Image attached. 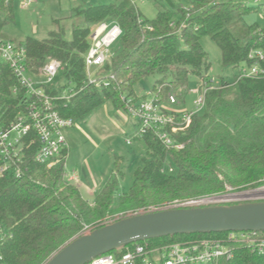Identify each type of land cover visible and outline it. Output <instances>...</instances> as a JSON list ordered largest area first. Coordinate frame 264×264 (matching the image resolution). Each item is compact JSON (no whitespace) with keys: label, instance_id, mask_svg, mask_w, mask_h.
I'll use <instances>...</instances> for the list:
<instances>
[{"label":"trees","instance_id":"1","mask_svg":"<svg viewBox=\"0 0 264 264\" xmlns=\"http://www.w3.org/2000/svg\"><path fill=\"white\" fill-rule=\"evenodd\" d=\"M152 1L156 9L152 20L145 19L130 0L79 6L70 14L78 22L72 26L69 40L58 21L53 22L55 30L46 39H25L26 68L36 72L46 62L58 61L60 73L76 92L69 100L56 101L60 116L73 122L82 120L105 101L125 110L126 99L137 100L133 86L151 76H158L152 91L161 101L169 91L187 90L192 79L206 78L210 69L200 44L204 37L219 48L221 66L233 70L249 63L250 50L259 48L264 40L256 33V24L244 21L259 12L258 7L250 6L254 0H189L187 7L179 0ZM12 10L13 0H0V27L13 19ZM103 23L117 24L121 36L112 57L97 73L113 80L108 87L96 88L86 81L84 56L93 27ZM219 78L223 82L227 77ZM14 84L2 66L0 104L5 108L11 109L15 103L9 95ZM53 94L60 95V89ZM176 138L183 146L177 151L163 147L151 133L138 138L145 156L133 172L128 192L114 196L117 176H122L115 161L116 174L91 202L67 180L66 151L47 169L34 162L36 144L26 150L20 177H0V264H46L81 236L85 226L98 224L110 213H135L223 194L227 188L244 192L264 187V79H234L209 91L203 111ZM165 163L172 167V174L161 172ZM230 205L235 204L223 206ZM224 234L177 235L146 242L161 247ZM259 234L264 237V232ZM131 246L110 254H123ZM217 264H264V255L237 248L231 259Z\"/></svg>","mask_w":264,"mask_h":264},{"label":"built area","instance_id":"2","mask_svg":"<svg viewBox=\"0 0 264 264\" xmlns=\"http://www.w3.org/2000/svg\"><path fill=\"white\" fill-rule=\"evenodd\" d=\"M27 8L32 0H21ZM136 6L145 0H130ZM259 9V17L264 23V0H254ZM107 24V23H103ZM110 29L100 39L90 44L84 56V73L88 84L96 88L108 87L112 76L102 78L97 75L100 68L113 55L112 47L121 36V29L115 23H108ZM102 25V24H101ZM256 33L264 39V27H258ZM248 62L238 66L235 81L243 79H264V40L259 48L251 49ZM5 67L15 80L9 91L15 101L9 109L0 104V177L19 178L24 163L26 150L36 144L34 162L50 169L58 162L63 152H67L64 131L73 127L74 122L60 116L56 101L59 98L69 100L75 95L72 89L67 96L53 94L57 88L52 84L60 72V63L55 60L46 62L36 72L26 68L24 45L8 40H0V68ZM228 81H213L201 78L196 87L190 90L195 96L190 110L179 109L184 101L174 93H168L161 101L153 91L142 99L125 100V112L137 123L135 138H142L151 133L168 150H181L176 136L182 134L190 125L192 117L203 111L205 96L209 91L225 87ZM162 173L172 174L168 165ZM72 184L78 180L74 173L67 174ZM251 190L250 192L259 191ZM249 192V191H247ZM247 192H233L230 188L223 194L206 195L182 201H175L166 206L155 207L153 211L178 208H203L240 204L241 201H264V192L244 196ZM133 214V213H132ZM138 213H134L135 216ZM90 230V228H89ZM88 231V227L82 235ZM85 232V233H84ZM245 248L257 255H264V237L259 232H226L218 238H205L183 243H174L161 247H152L142 241L132 244L123 254H104L94 258L89 264H217L221 260L233 257L234 250Z\"/></svg>","mask_w":264,"mask_h":264},{"label":"rangeland","instance_id":"3","mask_svg":"<svg viewBox=\"0 0 264 264\" xmlns=\"http://www.w3.org/2000/svg\"><path fill=\"white\" fill-rule=\"evenodd\" d=\"M119 1L32 0L31 4L24 8L21 0H13V19L0 27V40H8L15 44L23 45L28 37L38 40L46 39L49 32L55 30L54 21L59 22L64 29L65 38L69 40L71 38V28L78 22L77 18H70L73 9L79 6L116 5ZM179 1L185 7L189 6V0ZM250 6H254L253 2ZM137 7L147 20H152L156 15L155 3L152 0L137 3ZM244 21L248 25L256 24L258 27H264V23L259 17V12L246 16ZM110 27L111 25L108 23L94 26L89 37L90 44L96 43ZM200 44L210 63L207 78L216 81L220 79V76H226L225 80L231 84L234 80L232 77L236 75V70L221 66L219 48L208 37L202 38ZM116 47L117 43L112 47V50ZM156 79H158V76H151L135 84L133 91L136 97L139 99L146 97L152 91ZM198 82L199 79H192L187 90L179 93L176 91L168 92L182 97L184 104L179 109L190 110L192 108L195 96L190 93V90L196 87ZM52 84L60 89L61 94L64 96H67L72 88L60 72L55 76ZM136 131L137 123L135 120L124 110L115 109L109 101L103 102L101 106L84 119L74 121L73 127L64 131L68 152L65 170L67 174L74 172L76 177L79 178V191L85 200L91 202L100 193L112 175L116 174L114 170L115 161L118 163L122 176H117L118 186L114 196L117 197L122 193L128 192L132 184L133 172L140 167L141 158L145 156V148L142 141L135 138ZM167 168L168 164L165 163L164 169L167 170ZM101 184L104 185L101 186L100 191L95 192V196L90 194L91 190L94 191ZM245 202L241 201L240 203ZM168 204L166 203L162 206ZM154 209L156 208L149 207L148 209L137 211V215L154 212ZM132 215L134 213H110L98 224L85 226L83 230L88 227V231L84 233L88 234L97 226L103 227Z\"/></svg>","mask_w":264,"mask_h":264},{"label":"water","instance_id":"4","mask_svg":"<svg viewBox=\"0 0 264 264\" xmlns=\"http://www.w3.org/2000/svg\"><path fill=\"white\" fill-rule=\"evenodd\" d=\"M226 232H264V201L167 209L126 217L72 239L46 264H89L98 256L137 242Z\"/></svg>","mask_w":264,"mask_h":264},{"label":"crops","instance_id":"5","mask_svg":"<svg viewBox=\"0 0 264 264\" xmlns=\"http://www.w3.org/2000/svg\"><path fill=\"white\" fill-rule=\"evenodd\" d=\"M67 153H68V152H66V154H67ZM66 158H67V155H66ZM65 164H66V162H65ZM73 173H74V172H73ZM74 174H75V173H74ZM75 175H76V174H75ZM77 179H78V183L75 184V185H77L78 188L80 189L79 178L77 177ZM67 180H68V179H67ZM102 185H104V184L99 185V186L97 187V189H94V191L91 190V191H90V194H94V196H95V192L100 191Z\"/></svg>","mask_w":264,"mask_h":264},{"label":"bare ground","instance_id":"6","mask_svg":"<svg viewBox=\"0 0 264 264\" xmlns=\"http://www.w3.org/2000/svg\"><path fill=\"white\" fill-rule=\"evenodd\" d=\"M262 192H264V189H262V190H259V191H254V192H247V193H245V194H243L244 196H249V195H253V194H260V193H262Z\"/></svg>","mask_w":264,"mask_h":264}]
</instances>
